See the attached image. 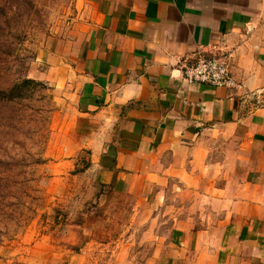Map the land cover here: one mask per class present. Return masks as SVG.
I'll return each instance as SVG.
<instances>
[{
  "label": "crops",
  "instance_id": "obj_1",
  "mask_svg": "<svg viewBox=\"0 0 264 264\" xmlns=\"http://www.w3.org/2000/svg\"><path fill=\"white\" fill-rule=\"evenodd\" d=\"M75 10L37 60L56 107L53 175L107 191V219L141 236L140 264H264V0ZM216 57L238 87L184 79Z\"/></svg>",
  "mask_w": 264,
  "mask_h": 264
},
{
  "label": "rangeland",
  "instance_id": "obj_2",
  "mask_svg": "<svg viewBox=\"0 0 264 264\" xmlns=\"http://www.w3.org/2000/svg\"><path fill=\"white\" fill-rule=\"evenodd\" d=\"M76 1L0 0V88L39 81L46 65L37 60L71 31ZM45 85L0 102V264H140L141 236L107 219V191L74 179L78 170L53 175L45 156L56 107Z\"/></svg>",
  "mask_w": 264,
  "mask_h": 264
},
{
  "label": "built area",
  "instance_id": "obj_3",
  "mask_svg": "<svg viewBox=\"0 0 264 264\" xmlns=\"http://www.w3.org/2000/svg\"><path fill=\"white\" fill-rule=\"evenodd\" d=\"M182 74L190 84H207L226 89L238 87L226 57L200 58L195 64L185 67Z\"/></svg>",
  "mask_w": 264,
  "mask_h": 264
},
{
  "label": "trees",
  "instance_id": "obj_4",
  "mask_svg": "<svg viewBox=\"0 0 264 264\" xmlns=\"http://www.w3.org/2000/svg\"><path fill=\"white\" fill-rule=\"evenodd\" d=\"M45 86L44 82L26 78L14 83L10 88H0V102L13 104L18 101L30 99L39 91V88Z\"/></svg>",
  "mask_w": 264,
  "mask_h": 264
}]
</instances>
